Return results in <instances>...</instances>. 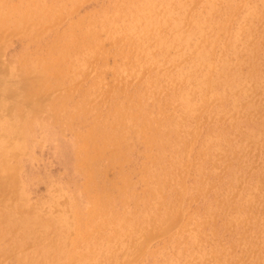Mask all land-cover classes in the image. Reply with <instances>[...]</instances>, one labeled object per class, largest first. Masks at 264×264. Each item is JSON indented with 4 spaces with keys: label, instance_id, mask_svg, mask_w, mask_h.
Segmentation results:
<instances>
[{
    "label": "rangeland",
    "instance_id": "obj_1",
    "mask_svg": "<svg viewBox=\"0 0 264 264\" xmlns=\"http://www.w3.org/2000/svg\"><path fill=\"white\" fill-rule=\"evenodd\" d=\"M0 264H264V0H0Z\"/></svg>",
    "mask_w": 264,
    "mask_h": 264
},
{
    "label": "bare ground",
    "instance_id": "obj_2",
    "mask_svg": "<svg viewBox=\"0 0 264 264\" xmlns=\"http://www.w3.org/2000/svg\"><path fill=\"white\" fill-rule=\"evenodd\" d=\"M0 109H2V108H0Z\"/></svg>",
    "mask_w": 264,
    "mask_h": 264
}]
</instances>
